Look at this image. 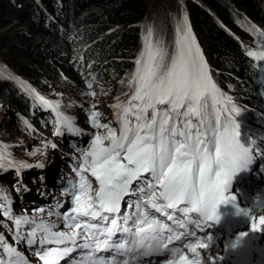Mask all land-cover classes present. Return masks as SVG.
<instances>
[{"label":"snow or ice","instance_id":"obj_1","mask_svg":"<svg viewBox=\"0 0 264 264\" xmlns=\"http://www.w3.org/2000/svg\"><path fill=\"white\" fill-rule=\"evenodd\" d=\"M152 37L149 30L145 50L135 60L129 90L122 93L126 99L116 97L118 127L101 123V113L87 111L88 122L97 131L87 133V144L71 145L79 154L72 168L77 179L61 189L71 197L66 201L70 206L62 214L47 213L62 217L68 231L55 230L56 223L38 216L45 212L43 207L32 209L31 217L27 209L23 215H14L13 198L0 191V216L12 222L11 226L0 222L12 239L10 243L0 233V264H30L18 250L21 243L43 264H59L76 249L82 251L69 264H174L181 249L191 250L197 244L208 248L200 243L203 236L198 233H207L213 223H219V206L236 201L228 194L233 177L247 171L255 158L264 160V148L256 140L250 146L241 143L240 125L234 119L240 109L214 82L186 16L170 47L162 40L153 42ZM247 56L264 62V41L258 42L256 50L249 49ZM260 71L264 73V63ZM259 82L264 83V75ZM87 87H92L91 82ZM29 95L42 110L52 112L53 135L86 134L59 104L31 90ZM23 123L32 128L27 119ZM32 167L0 142V173L13 170L19 177L22 169ZM12 190L20 191L16 184ZM128 196L135 199L127 200L121 212ZM64 203L60 201L59 206ZM251 220L253 232L264 230V217L259 218L260 228L255 216ZM136 237L155 244L137 249ZM208 239L213 238L208 235ZM151 257L167 259H145Z\"/></svg>","mask_w":264,"mask_h":264},{"label":"trees","instance_id":"obj_2","mask_svg":"<svg viewBox=\"0 0 264 264\" xmlns=\"http://www.w3.org/2000/svg\"><path fill=\"white\" fill-rule=\"evenodd\" d=\"M185 9L222 93L234 96L235 104H262L264 83L259 78L264 62H253L234 33L252 49L254 37L238 22L253 18L264 27V0H186ZM153 10L161 11L159 19L152 18ZM155 20L158 36L153 35V42L162 40L170 47L177 26L166 0H0V73H5L0 74V99L8 101L4 103L16 130L29 129L23 123L27 119L40 132L50 133L48 119L37 116L43 106L30 100V90L65 109L87 104L83 93L88 92L115 104L111 93L126 99L121 92L129 90L128 71L133 74L135 69L130 70L136 67L131 63L145 50L140 36L146 37L144 28ZM89 104V111L111 122L97 100ZM45 150L35 139L27 156L41 161ZM35 171L39 180L41 170Z\"/></svg>","mask_w":264,"mask_h":264},{"label":"rangeland","instance_id":"obj_3","mask_svg":"<svg viewBox=\"0 0 264 264\" xmlns=\"http://www.w3.org/2000/svg\"><path fill=\"white\" fill-rule=\"evenodd\" d=\"M166 1L173 11V16L175 17L174 19H175L177 25L178 26L182 25L184 23V17H185L183 13L186 10L185 9L186 0H166ZM155 7H156L155 9H158V5H156ZM154 10L151 12V14L153 13L152 18L153 19H159L161 17V11H159V10L154 11ZM238 23H239V26L242 30L246 29L248 31V32H246L248 36H251L252 34H255V35L261 34L264 36V27L258 26L257 25L258 22L256 20H254L253 18L247 19V20H244V22H238ZM144 25H146V23H144ZM11 29H14L12 31H15V28L9 27V31H11ZM25 29H26V27H25ZM144 30L147 33L149 30H151L153 35L158 36V31H157V27H156V20L154 21V23H152V25L146 26V28H144ZM144 39H145L144 37L140 36V47H141L142 41ZM196 42L199 44V42L197 40H196ZM144 48H145V45H144ZM131 64H135V63L132 62ZM207 65H210L209 61L207 62ZM209 72H210V74L212 73L211 70H209ZM0 74H5V73L2 72ZM123 92L124 91H122L121 94ZM110 95H111L112 99L116 100L117 96L115 94L111 93ZM228 97H230L232 99V101L234 100V98H233L234 96L230 95ZM4 102L8 103V101L0 99V129L1 130L6 129V133H5L6 138L11 140L15 136V132L17 130L13 124L14 116H12V114L9 112L8 104H5ZM101 107L104 108L105 111L109 110V107L107 106V104H101ZM68 113H69V116L75 117L76 124L80 125L82 131L84 133H86L82 137L75 136L74 143L76 144L77 147L80 146L81 142L84 144H87L89 139H90V136L87 135V133H95L96 130L93 129L88 122V116H87L86 108L84 106H74L73 108H70L68 110ZM10 133H13V137H9ZM45 136H47V135L45 134ZM18 139L23 141L24 145H27V146L30 145V140L26 136L21 135V137H18ZM70 141H72V140H70ZM5 143H6V145H10V142H8V141H6ZM54 143L57 145V148L54 149L53 152L55 154H58L59 157L57 159V166L49 165L50 167L45 173L47 184L43 185L42 188L39 186H35V185L34 186H27L26 185V188H27V190H26L25 185L23 183H21V186L18 187L20 189V191L17 193L15 191L14 192L10 191V188L12 187V185L16 184V180L15 181L10 180L9 182H8V180L6 182H4L3 180H0V191H1V189H4V191L7 192L9 194V196H11L14 199L15 204L19 205L20 208L16 209L14 204H12V209H13L14 215H23V214H25L23 212V210L27 209L28 211L26 214L29 217H31L33 215L32 209L43 207V208H45V212L44 213H38L37 214L38 216L44 217L46 220H48V222L56 223L59 227L55 230L68 231V229L64 228V221H63L62 217H57L55 215L49 217L47 215V213L48 212H59L62 214L70 206L66 201H69L71 199V197L69 195L63 194L61 191V189L66 187V184L63 182V179H62V174L64 172H67L62 167V165L65 162L74 165V159L73 158L78 157L79 154L71 146L70 142H65L61 138H56V141H54ZM241 143H243L245 146H250L247 142H241ZM20 150L26 151V149L23 147H21ZM17 158H21V157L18 156ZM41 165L45 166V164H41ZM72 168L73 167H69V170L73 171ZM3 173L4 172L0 173V179L4 178ZM90 179H92V178L90 177ZM19 181H20V179H19ZM250 185L247 183L244 184L243 180H238V181L234 182L233 184H231L230 189H229V194L234 195L238 199L244 197L243 200H246L245 198H247V196H251L250 193L255 190V184L251 183ZM244 194H246V195H244ZM254 197L255 196H253L252 198H254ZM254 199H256V198H254ZM60 201H65V203L63 204V207L59 206ZM249 204L250 203H247L245 201L243 202L244 207H247ZM220 207H221V205L219 206V208ZM219 208H218V210H219ZM217 215H218V212H217ZM237 216H239L241 218V215H236V214L233 215L232 217H230V213H228L226 215V217H228V219H229L228 224H230L231 219L235 224L236 219H238ZM252 216H255L256 221L259 222V218L264 217V209L261 208L260 206L257 207L255 210L252 211ZM242 219L243 218H241V220ZM6 224L11 226L10 223H6ZM235 226H239V225L235 224ZM232 227H233V225H231V228ZM229 228H230L229 226H225L223 228V230L226 231V230H229ZM242 228L243 229L247 228L250 230L251 225L244 223L242 225ZM251 235L253 238H255L257 240H263V242H264V230H262L258 234L253 233ZM229 239H231L229 241V244L231 246L235 245V246L241 247L245 244L243 241L244 238L241 237L240 233L234 234ZM7 240L10 243L12 242L11 235H9ZM30 254H31V256H33L32 253H30ZM256 260H259L258 256H256Z\"/></svg>","mask_w":264,"mask_h":264},{"label":"bare ground","instance_id":"obj_4","mask_svg":"<svg viewBox=\"0 0 264 264\" xmlns=\"http://www.w3.org/2000/svg\"><path fill=\"white\" fill-rule=\"evenodd\" d=\"M134 69H135V66H133V69H131L130 71H133ZM128 73H129V75H131L130 77H132V74L130 72H128ZM69 138H70V140L75 141V136L74 135H71L70 134L69 135ZM257 183L263 189V187H264V181L258 180ZM247 197H249V196H247ZM256 197H260V199L262 198L259 195V192H256ZM243 199H244V197L240 198L239 199V203H241V201ZM250 204H253V201L252 200H250ZM237 217L242 222L241 218L239 216H237ZM257 227L260 228L259 225H257ZM204 244H207V243H204ZM230 250L231 251H230V254H229L228 258H231L233 260V262H235L236 264H254V261L251 260L250 257L248 255H246V253H244L243 250H241L240 248L235 247V248H232ZM243 259H246V260H243Z\"/></svg>","mask_w":264,"mask_h":264},{"label":"clouds","instance_id":"obj_5","mask_svg":"<svg viewBox=\"0 0 264 264\" xmlns=\"http://www.w3.org/2000/svg\"><path fill=\"white\" fill-rule=\"evenodd\" d=\"M145 235L150 237L152 234H145ZM141 240L144 241L143 245H141V243H140ZM149 242L153 243V245L155 244V241H150V239H144V237H136V247H137V249L146 248ZM162 251L163 250L161 249V252ZM153 254H156L155 249L153 250ZM194 264H207V262L203 259L202 254H198L196 256Z\"/></svg>","mask_w":264,"mask_h":264}]
</instances>
